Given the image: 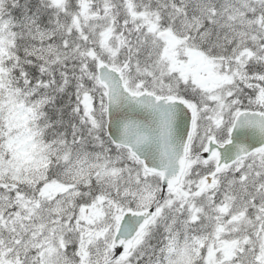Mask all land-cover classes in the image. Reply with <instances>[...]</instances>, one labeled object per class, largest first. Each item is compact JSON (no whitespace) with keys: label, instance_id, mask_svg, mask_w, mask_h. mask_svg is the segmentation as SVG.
I'll return each mask as SVG.
<instances>
[{"label":"snow or ice","instance_id":"obj_1","mask_svg":"<svg viewBox=\"0 0 264 264\" xmlns=\"http://www.w3.org/2000/svg\"><path fill=\"white\" fill-rule=\"evenodd\" d=\"M0 264H264V0H0Z\"/></svg>","mask_w":264,"mask_h":264}]
</instances>
